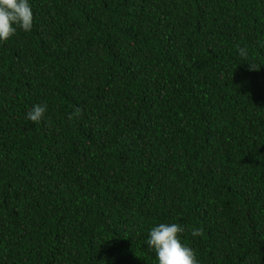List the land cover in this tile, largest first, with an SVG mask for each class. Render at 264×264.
<instances>
[{
  "label": "trees",
  "instance_id": "trees-1",
  "mask_svg": "<svg viewBox=\"0 0 264 264\" xmlns=\"http://www.w3.org/2000/svg\"><path fill=\"white\" fill-rule=\"evenodd\" d=\"M28 3L0 41V264H158L161 223L198 264H264V0Z\"/></svg>",
  "mask_w": 264,
  "mask_h": 264
},
{
  "label": "clouds",
  "instance_id": "clouds-1",
  "mask_svg": "<svg viewBox=\"0 0 264 264\" xmlns=\"http://www.w3.org/2000/svg\"><path fill=\"white\" fill-rule=\"evenodd\" d=\"M32 23L33 13L28 0H0V41H7L12 37L17 27L30 31ZM241 55H245L243 50ZM46 107V105L34 106L27 113L26 118L32 122H39ZM184 231L185 228L176 223H161L150 230L147 245L154 249L158 264H198L194 251L182 244L179 239V234ZM191 235L196 237L201 235V232L193 228Z\"/></svg>",
  "mask_w": 264,
  "mask_h": 264
}]
</instances>
